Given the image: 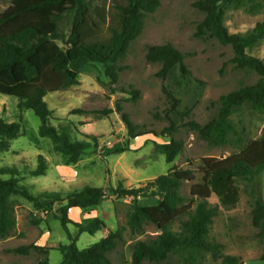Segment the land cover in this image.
<instances>
[{"label": "trees", "instance_id": "1", "mask_svg": "<svg viewBox=\"0 0 264 264\" xmlns=\"http://www.w3.org/2000/svg\"><path fill=\"white\" fill-rule=\"evenodd\" d=\"M193 7L205 14L198 26L197 36H210L222 45H230L234 51L232 62L237 68L248 70L259 76L257 82L233 91L219 99L218 115L205 125L195 121L185 123L200 139L210 145L223 147L233 138L238 144L246 142L241 129L232 120L243 107L264 114V61L247 53L258 42L264 40V21L247 34H231L225 25L227 10L241 5L244 0H192ZM161 6L160 0H13L0 12V95L18 99L19 109L32 110L40 119L39 136L52 142L53 150L66 158V165L78 164L85 153L97 144L98 138L87 135L90 141H74L68 126H55L54 111L46 102L49 94L80 85L79 77L90 63L104 66L113 85L119 82V63L126 57L134 41L145 30V19ZM71 21V32L65 34L61 24ZM88 39L102 36L110 30L114 46L109 58L92 53L79 44L78 28ZM61 42L63 46L58 44ZM146 59L159 64L156 76L170 81L177 89L204 82L193 77L185 64V55L172 43L148 48ZM130 95L138 101L140 92L133 87ZM163 94L169 105L167 120L170 126L162 136L170 138L178 131L176 118L182 113V100L173 88L164 86ZM132 139L150 134L138 131L136 126L118 107ZM73 113H83L75 110ZM23 130L22 122L8 123L0 120V153L8 152L11 143L18 139ZM185 143L173 138L168 143L156 144V150L172 164L184 151ZM203 178L192 188L191 198L181 193L185 183H194L197 177L191 170L172 167L166 175L148 181L137 188L126 189L121 184L113 190L120 199L133 198L135 202L127 216V227L132 235H143L148 226H154L158 235L139 240L133 244L132 264H162L176 259L179 264H201L207 256L222 264H242L239 257L224 254V245L211 238V229L218 215V208L210 204L215 195L222 207H235L240 200L238 181L256 183L264 174V131L262 136L248 143L241 152L225 159L208 157L203 159ZM48 161L40 155L33 177L45 176ZM0 172L10 175L0 178V239H6L16 227V219L10 199L22 197L39 211L53 213L66 233L70 244L63 245L60 264H112L110 254L124 241L123 230L109 233L99 242L80 249L71 235L69 225H74L79 235H96L106 228L101 218L86 224L74 223L69 218L71 209H90L103 204L108 195L102 188L85 186L80 190L62 194L45 192L34 195L21 184L16 168H4ZM252 209V224L264 242V200L258 189ZM139 199H159L155 206H141ZM56 206L58 209L56 210ZM180 223L179 231L172 227ZM33 251L46 257L49 250L36 245L20 246L9 250L16 255L29 256ZM264 261V251L261 256ZM40 264H50L48 259Z\"/></svg>", "mask_w": 264, "mask_h": 264}, {"label": "rangeland", "instance_id": "2", "mask_svg": "<svg viewBox=\"0 0 264 264\" xmlns=\"http://www.w3.org/2000/svg\"><path fill=\"white\" fill-rule=\"evenodd\" d=\"M12 2L0 0V12ZM160 2L158 11L146 17L143 34L132 43L126 57L119 63L121 71L117 84L111 83L102 64L90 63L80 74V85L46 97V102L54 111L52 123L55 126H68L72 140L90 141L87 135L98 138L97 144L85 153L78 164L66 165V158L54 152L52 142L39 136L41 122L32 110L19 109L18 99L0 95V120L8 123L20 121L23 124L21 136L11 143L8 152L0 153V170L15 167L21 184L34 195L45 192L66 194L85 186L102 188L108 195L103 204L86 210L71 209L69 218L79 224L101 218L106 228L94 236L87 233L79 235L74 225H69V229L80 249L99 242L111 232L123 230L124 241L110 254L112 264H132L133 244L158 235L154 226H148L143 235L131 234L127 227V216L135 200L113 196L114 189L120 184L126 189L140 187L177 167L191 170L197 177L196 182L185 183L181 190L182 195L190 199L193 186L203 178V159H225L235 155L248 143L259 139L264 131V114L247 106L232 116L245 137L243 144H238L233 138L229 144L216 147L185 126L189 121L201 125L210 122L219 113V99L222 96L255 84L259 76L236 67L232 62L235 55L230 45H222L210 36H197L198 26L205 19V14L193 7L192 0ZM262 21L264 0H244L241 5L227 10L225 16V25L231 34L245 35ZM61 29L69 35L71 21H63ZM78 31L79 44L83 48L105 58L111 56L114 36L110 30H105L102 36L94 39L86 38L82 27ZM57 43L63 46L61 42ZM166 43H172L185 55V64L193 77L205 85L192 83L180 90L172 82L156 76L161 66L149 63L146 54L149 47ZM247 53L264 61V40ZM164 86L174 89L182 100L180 111L188 114L176 118L178 131L170 138L161 135L170 126L166 119L169 105L162 91ZM131 87L140 92L136 102L130 95ZM118 107L129 115L139 127L138 131L150 134L130 138ZM75 110L83 113H73ZM171 138L184 142L185 148L172 164H168L164 155L156 150V144L168 143ZM40 155L48 161V170L45 176L33 177L30 172L36 169ZM10 177L0 172V178ZM237 186L240 200L235 207H222L215 195L210 199V204L218 208L211 238L224 245L225 255L239 257L242 264H264L261 260L264 242L252 224L256 199L253 190L258 189L264 200V174L255 184L238 181ZM138 201L141 206L159 203V199ZM10 205L17 224L6 239H0V264H40L45 259L50 264H60L62 255L59 249L70 244V241L53 213L36 210L32 203L19 196L12 197ZM179 227L180 223H176L172 229L178 232ZM28 245L46 248L49 253L45 257L37 251L29 256L9 252ZM162 264L179 263L172 259ZM201 264L222 263L207 256Z\"/></svg>", "mask_w": 264, "mask_h": 264}]
</instances>
